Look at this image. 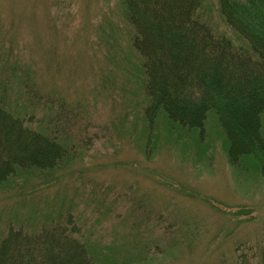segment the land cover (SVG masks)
Wrapping results in <instances>:
<instances>
[{
    "label": "rangeland",
    "instance_id": "374dc122",
    "mask_svg": "<svg viewBox=\"0 0 264 264\" xmlns=\"http://www.w3.org/2000/svg\"><path fill=\"white\" fill-rule=\"evenodd\" d=\"M121 11L119 0H0V55L65 99L88 145L54 181L1 191L0 232L59 204L105 263L136 251L149 257L130 264L253 263L264 251V176L229 165L215 118L201 137L149 131ZM149 133L158 136L145 151Z\"/></svg>",
    "mask_w": 264,
    "mask_h": 264
},
{
    "label": "trees",
    "instance_id": "16d2710c",
    "mask_svg": "<svg viewBox=\"0 0 264 264\" xmlns=\"http://www.w3.org/2000/svg\"><path fill=\"white\" fill-rule=\"evenodd\" d=\"M119 3L139 60L141 117L149 131L156 125L179 136L195 129L201 137L215 118L229 165L264 176V0ZM24 66L0 55V192L31 179L48 184L88 148L65 99ZM147 136L145 151L158 134ZM49 206L50 214L33 213L28 224L1 229L0 264H109L73 208ZM146 257L136 251L120 264ZM239 264H264V251Z\"/></svg>",
    "mask_w": 264,
    "mask_h": 264
}]
</instances>
